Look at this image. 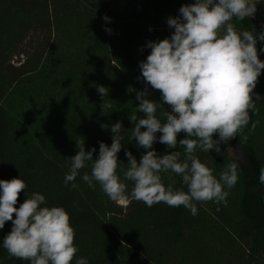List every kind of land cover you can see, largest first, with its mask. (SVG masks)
<instances>
[{
	"label": "trees",
	"instance_id": "1",
	"mask_svg": "<svg viewBox=\"0 0 264 264\" xmlns=\"http://www.w3.org/2000/svg\"><path fill=\"white\" fill-rule=\"evenodd\" d=\"M194 2L0 0V180L21 178L27 184L17 208L39 192L45 196V206L66 210L79 249L72 264L81 257L88 264H264V184L259 183L264 167V70L253 90L260 96L255 101L257 111H250L243 132L221 143L222 154L196 149V156L217 178L227 164L237 163L239 178L232 189H225L229 191L226 206L196 202L198 214L193 216L183 206L164 202L148 207L130 200L120 205L98 183L91 188L82 180L85 172L91 174V161L80 170L77 188L64 184L70 167L67 158L77 153V144L84 140L85 151L95 148L93 159L98 158L100 142L112 144L110 127L103 129L101 124L119 121L124 139L117 154L121 162L117 175L131 192L133 182L124 181L125 152L139 162L148 150L129 140L135 125L127 114L116 112L114 104L120 93H126L133 114L143 117L136 111V92L145 88L148 99L160 102L161 93L145 83L139 64L151 52L146 46L149 41L171 37L175 29L168 26V18L179 16L182 5ZM256 3L254 17L231 21L238 31L264 32V0ZM256 48L264 61L260 51L264 41L257 39ZM100 85L109 89L105 100L112 108L107 115H101V107L96 106L103 102L97 91ZM26 105L31 107L30 114L51 119L53 125L31 127L17 111ZM161 111L170 108L164 105L158 117ZM242 136L248 137L246 142H241ZM184 138L186 133L177 134L178 142ZM153 148L159 156L179 151L184 159L179 144L169 149L157 140ZM230 150L235 151L234 157ZM161 177L165 186L172 184L174 190L187 192L181 176L168 171L161 172ZM12 227V221H7L0 229V264H30L10 257L2 247Z\"/></svg>",
	"mask_w": 264,
	"mask_h": 264
},
{
	"label": "clouds",
	"instance_id": "2",
	"mask_svg": "<svg viewBox=\"0 0 264 264\" xmlns=\"http://www.w3.org/2000/svg\"><path fill=\"white\" fill-rule=\"evenodd\" d=\"M256 6V0H195L182 5L179 16L169 17L168 26L175 29L171 37L149 41L146 46L151 52L139 64L143 80L159 90L161 100L148 99L147 88L136 92V111L144 116H129L135 125L129 140L135 139L148 151L139 162L130 151L125 152L128 168L124 181L133 182L131 192L117 175V154L124 139L119 121L101 124L103 129L110 127L112 144L109 147L100 142L98 158L93 159L95 148L85 151L84 140L77 144V153L67 158L70 167L65 173V186L77 188L75 180L80 170L91 161V174L85 172L82 180L91 188L98 183L117 204L135 200L152 207L164 202L170 207L183 206L193 216L198 214L196 202L215 201L226 206L229 191L225 189H232L239 178L237 163L227 164L217 178L195 153L199 148L206 153L214 150L222 154L221 143L226 144L242 133L250 122V111H257L255 101L260 96L253 90L264 70V61L258 57L256 44L257 39L264 41V32L257 35L253 31H238L231 22L233 18L243 21L254 17ZM104 19L109 17L105 15ZM97 91L103 101L101 115H107L112 108L105 100L109 89L100 85ZM164 105L170 111L160 112L159 117L165 118L162 123L157 112ZM255 127L253 123L252 129ZM142 128L146 130L141 131ZM181 132L187 138L178 142L177 134ZM214 134H218V139H213ZM247 139L242 136L241 142ZM157 140L169 149H176L178 144L183 147V161L179 151L159 156L153 148ZM168 171L182 177L187 192L163 184L161 172ZM259 183L264 184V167L260 168ZM26 188L21 178L0 180V229L7 221L13 225L3 238L2 247L10 257L30 264H72L79 249L74 245L75 231L69 214L61 206H45V196L39 192H33L19 208L15 207L19 194ZM75 264H88V260L76 258Z\"/></svg>",
	"mask_w": 264,
	"mask_h": 264
},
{
	"label": "rangeland",
	"instance_id": "3",
	"mask_svg": "<svg viewBox=\"0 0 264 264\" xmlns=\"http://www.w3.org/2000/svg\"><path fill=\"white\" fill-rule=\"evenodd\" d=\"M96 106L98 108L101 107L100 104H96ZM114 110L118 113H122V114L125 113L128 116L133 114L132 109H131L130 100L126 93L119 94L117 102L114 104ZM17 111L20 117L23 118L25 122L29 124L31 127L45 128V127H50L53 125V122L51 121V119H44V118H41L39 115L35 116V115L30 114L32 113L31 107L28 105L22 106V108H19ZM263 122H264V119H263ZM229 153L233 157L236 155L234 150H230Z\"/></svg>",
	"mask_w": 264,
	"mask_h": 264
}]
</instances>
